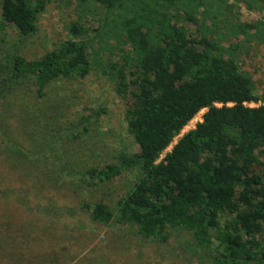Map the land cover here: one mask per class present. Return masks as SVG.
<instances>
[{
  "label": "trees",
  "instance_id": "obj_1",
  "mask_svg": "<svg viewBox=\"0 0 264 264\" xmlns=\"http://www.w3.org/2000/svg\"><path fill=\"white\" fill-rule=\"evenodd\" d=\"M50 1L0 0L1 103L28 88L45 102L50 85L82 79L91 70L88 29L77 21L49 52L22 56ZM89 1L110 24L104 34L126 49L110 75L114 92L130 95L124 121L137 151L121 152L101 167L62 163L84 187L135 175L112 205H84L88 219L159 244L181 234L198 264H264V163L256 153L264 147V90L254 93L237 60L239 50L264 46V23L241 21L238 6L262 11L264 0ZM8 30L16 41L5 39ZM201 110L200 121L160 158ZM101 112L54 126L47 150L78 140ZM0 145L9 158L31 155L1 124Z\"/></svg>",
  "mask_w": 264,
  "mask_h": 264
},
{
  "label": "rangeland",
  "instance_id": "obj_2",
  "mask_svg": "<svg viewBox=\"0 0 264 264\" xmlns=\"http://www.w3.org/2000/svg\"><path fill=\"white\" fill-rule=\"evenodd\" d=\"M237 10L243 22L264 23V10L250 12L241 5ZM75 21L88 29V75L50 85L45 102L29 88L0 102V124L15 137L22 152L31 154L9 158L0 145V264H198L187 237L181 234L159 244L134 236L126 227L103 226L88 219L84 205L98 201L112 205L128 191L135 175L122 173L111 183L84 187L62 163L79 169L101 167L115 163L121 152L137 151L124 121L130 95H117L110 75H114L111 65L122 64L120 51L126 49L104 34L110 24L89 0L83 4L51 0L38 17L36 33L23 43L21 54L27 60L41 57L68 38L67 26ZM12 35L8 30L5 39L16 41ZM237 60L258 95L264 90V46L251 44L239 50ZM93 111L102 112L78 140L47 150V135L54 126ZM203 113L199 111L187 123L160 158ZM55 153L62 159H55ZM256 153L264 163V147Z\"/></svg>",
  "mask_w": 264,
  "mask_h": 264
},
{
  "label": "built area",
  "instance_id": "obj_3",
  "mask_svg": "<svg viewBox=\"0 0 264 264\" xmlns=\"http://www.w3.org/2000/svg\"><path fill=\"white\" fill-rule=\"evenodd\" d=\"M189 122H191V121H189Z\"/></svg>",
  "mask_w": 264,
  "mask_h": 264
}]
</instances>
